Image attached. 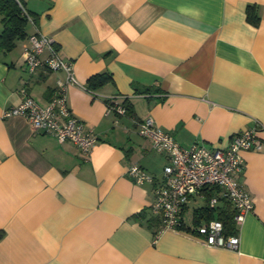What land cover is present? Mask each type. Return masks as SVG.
Segmentation results:
<instances>
[{
	"label": "crops",
	"instance_id": "0c3cea01",
	"mask_svg": "<svg viewBox=\"0 0 264 264\" xmlns=\"http://www.w3.org/2000/svg\"><path fill=\"white\" fill-rule=\"evenodd\" d=\"M21 1L31 13L26 38L0 50V264H264V148L241 153L253 207L231 251L193 230L205 222L194 217L202 207L214 209L212 220L233 210L214 187L189 200L180 227L154 240L160 216L150 207L168 162L136 131L150 117L182 147L222 149L264 125V0ZM36 33L73 65L67 103L97 137L87 155L34 132L22 116H3L22 102V89L44 107L65 81L61 70L28 73L23 51ZM102 73L105 84L85 88ZM109 100L125 113L109 110ZM131 164L151 181L133 184Z\"/></svg>",
	"mask_w": 264,
	"mask_h": 264
},
{
	"label": "built area",
	"instance_id": "2783aa9c",
	"mask_svg": "<svg viewBox=\"0 0 264 264\" xmlns=\"http://www.w3.org/2000/svg\"><path fill=\"white\" fill-rule=\"evenodd\" d=\"M23 13L28 21L32 22L24 9ZM44 51L47 55L42 58ZM23 61L28 73L37 68L53 72L61 70L66 74L65 81L57 82L54 96L44 107L22 89V102L5 111L3 116H22L34 132L48 133L60 143L71 142L82 154L87 155L96 144L97 137L93 130L85 128L84 123L68 106V87L77 84L72 63L63 61L52 40L40 33L29 36L28 45L23 51ZM111 101L113 100L108 102L109 110L118 114L125 113L123 107L117 103L112 106ZM136 131L139 136L148 139L152 150L164 156L168 162L163 169L161 187L155 190V201L150 207L153 213L160 216L159 229L154 240L163 232L180 227L181 214L186 204L208 187L217 188L220 197L230 202L234 210L235 225L240 224L244 216L252 210L249 192L240 182L244 169L241 153L261 151L264 148V139L259 135L264 131V125L256 122L252 127L240 131L231 138L228 146L222 149L207 148L199 144L182 147L150 117L138 122ZM127 175L135 185L151 181V177L138 164H131ZM215 201V198L211 199L210 207H213ZM193 230L207 246L231 251L238 248V236H225L223 224L219 220L203 222L194 226Z\"/></svg>",
	"mask_w": 264,
	"mask_h": 264
},
{
	"label": "trees",
	"instance_id": "16d2710c",
	"mask_svg": "<svg viewBox=\"0 0 264 264\" xmlns=\"http://www.w3.org/2000/svg\"><path fill=\"white\" fill-rule=\"evenodd\" d=\"M23 9L30 16L31 13L25 9L21 0H0V16L2 23V31L0 33V50H10L15 42L26 38L25 29L28 23V19L23 13ZM247 19L253 24L257 25L259 18L256 13V9L253 6L247 8ZM109 75L106 73L92 76L87 81L86 89L96 86H101L109 80ZM228 206L230 202L226 201ZM213 208L207 206L202 207L199 212L194 214L195 221L199 223L200 220L209 222L213 219ZM217 220L223 224V234L225 236L236 235V225L233 221L234 210L229 207L220 209L216 214Z\"/></svg>",
	"mask_w": 264,
	"mask_h": 264
},
{
	"label": "rangeland",
	"instance_id": "374dc122",
	"mask_svg": "<svg viewBox=\"0 0 264 264\" xmlns=\"http://www.w3.org/2000/svg\"><path fill=\"white\" fill-rule=\"evenodd\" d=\"M198 205H201V203L198 202V203H192V204H190V205H189V213H190V211H191L192 208H194V207H196V206H198ZM186 221L188 222V220H186Z\"/></svg>",
	"mask_w": 264,
	"mask_h": 264
}]
</instances>
